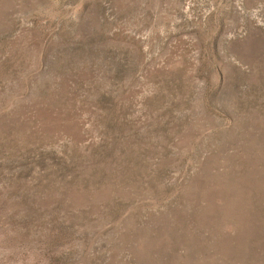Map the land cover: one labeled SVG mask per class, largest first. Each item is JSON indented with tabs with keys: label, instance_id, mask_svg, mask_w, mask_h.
<instances>
[{
	"label": "rangeland",
	"instance_id": "374dc122",
	"mask_svg": "<svg viewBox=\"0 0 264 264\" xmlns=\"http://www.w3.org/2000/svg\"><path fill=\"white\" fill-rule=\"evenodd\" d=\"M0 264H264V0H0Z\"/></svg>",
	"mask_w": 264,
	"mask_h": 264
}]
</instances>
